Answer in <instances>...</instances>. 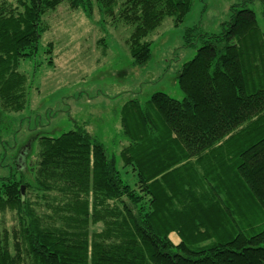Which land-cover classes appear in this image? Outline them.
Segmentation results:
<instances>
[{
  "label": "trees",
  "instance_id": "trees-1",
  "mask_svg": "<svg viewBox=\"0 0 264 264\" xmlns=\"http://www.w3.org/2000/svg\"><path fill=\"white\" fill-rule=\"evenodd\" d=\"M194 1L3 0L1 110L25 108L30 82L19 66L38 54L45 16L63 2L99 13L103 32L130 25L126 45L143 66L145 38L168 17L184 22ZM184 39L202 44L177 75L182 97L156 91L121 106L120 164L82 122L34 139L35 158L23 161L31 178L24 164L0 178V264H264V32L242 3L220 34L197 26ZM219 209L226 221H215Z\"/></svg>",
  "mask_w": 264,
  "mask_h": 264
},
{
  "label": "rangeland",
  "instance_id": "rangeland-1",
  "mask_svg": "<svg viewBox=\"0 0 264 264\" xmlns=\"http://www.w3.org/2000/svg\"><path fill=\"white\" fill-rule=\"evenodd\" d=\"M123 2L119 0L118 5ZM242 3L256 11L264 32V0H195L184 22L176 25L168 17L145 38L151 42L152 58L143 66L133 65L126 45L130 25L109 24L103 32L97 24L99 13L90 19L80 10H71L66 2L47 13L49 30L41 36L38 54L19 66L30 82L27 104L19 112L0 108V178L11 177L17 164H24L31 178L25 163L35 158L34 139L59 136L82 122L103 142L108 154L119 160L126 144L121 135V106L134 98L144 102L156 91L181 98L177 75L202 44L186 46V29L198 26L202 33L220 34L222 23L229 20L231 5ZM50 58L54 63H49ZM219 210L215 221H226L225 212ZM2 222L10 229L16 223L15 212L5 213ZM101 226L95 227L101 230ZM171 238L180 241L176 232Z\"/></svg>",
  "mask_w": 264,
  "mask_h": 264
},
{
  "label": "crops",
  "instance_id": "crops-1",
  "mask_svg": "<svg viewBox=\"0 0 264 264\" xmlns=\"http://www.w3.org/2000/svg\"><path fill=\"white\" fill-rule=\"evenodd\" d=\"M176 234H177V233H176ZM177 236H178V235H177ZM170 238H171V236H170ZM172 241H174V240L172 239ZM179 242H180V241H179ZM179 242H175V241H174V243H179Z\"/></svg>",
  "mask_w": 264,
  "mask_h": 264
},
{
  "label": "water",
  "instance_id": "water-1",
  "mask_svg": "<svg viewBox=\"0 0 264 264\" xmlns=\"http://www.w3.org/2000/svg\"><path fill=\"white\" fill-rule=\"evenodd\" d=\"M23 193H24V188H23Z\"/></svg>",
  "mask_w": 264,
  "mask_h": 264
}]
</instances>
